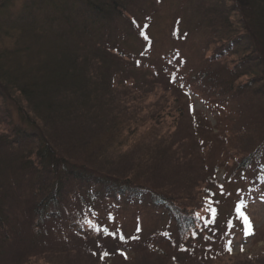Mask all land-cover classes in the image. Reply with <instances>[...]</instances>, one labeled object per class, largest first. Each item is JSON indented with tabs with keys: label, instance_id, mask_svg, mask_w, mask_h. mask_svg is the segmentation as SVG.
Wrapping results in <instances>:
<instances>
[{
	"label": "trees",
	"instance_id": "trees-1",
	"mask_svg": "<svg viewBox=\"0 0 264 264\" xmlns=\"http://www.w3.org/2000/svg\"><path fill=\"white\" fill-rule=\"evenodd\" d=\"M127 1L0 0V43L11 42L0 50V145L20 154L21 182L27 185L24 193L31 208L23 220L35 233L59 235L61 230L65 236L73 227L70 221L80 218L89 239V230L104 215L136 212L139 220L157 218L158 227L145 236L140 225L128 242L121 241L122 233L112 234L111 243H99L106 245L100 251L104 260L121 245H136L146 255L154 249L166 254L161 242L187 260H222L232 253L231 245H215L213 235L175 198L174 184L164 173L172 159L190 163L199 158V150L214 151L230 168L227 182L239 179L247 186L239 198L242 207L248 198L264 195V0H198L207 29L198 48L202 65L193 68L192 62L183 75L187 59L174 52L153 66L152 87L183 84L215 117V126L201 115L191 117L188 139L195 147L184 158L171 143L173 135L154 134L160 123L155 115L144 121L139 105L123 102L132 92L112 89L105 59L115 56L120 64L123 53L104 47L108 55L103 62L85 54L94 40L119 28ZM129 22L128 28L143 36L140 26ZM125 77L119 85L131 82ZM133 149L149 151L126 165L125 152ZM205 180L209 183L202 181V188L218 189L215 179ZM2 199L0 195L4 242L10 227ZM235 216L231 213L227 224ZM19 257V264H41L39 258ZM246 263L259 264L256 258Z\"/></svg>",
	"mask_w": 264,
	"mask_h": 264
},
{
	"label": "rangeland",
	"instance_id": "rangeland-1",
	"mask_svg": "<svg viewBox=\"0 0 264 264\" xmlns=\"http://www.w3.org/2000/svg\"><path fill=\"white\" fill-rule=\"evenodd\" d=\"M16 3L20 6L22 1ZM198 4V0H129L125 5L126 11L123 16L125 19L121 18L116 23V27L119 28L113 29L104 38L94 40L85 51L87 57L91 55L93 61L100 62L104 61L102 57L108 55L107 50L113 53V49H118L123 53L120 64L115 63L117 57L113 54H110L113 58L105 59L104 65L110 72L109 75L112 74V89L118 90L117 87L120 86L119 94L124 91L132 92L133 96L125 97L123 102L131 106L139 105L140 117L144 121L155 115L160 123L154 134L159 137L165 135L168 139L173 135L171 143L181 157L190 156L195 147V142L188 139V128L192 121L198 120L197 116L201 115L215 126V117L205 102L189 93L183 84L162 83L152 87L151 79L155 73L153 66L160 64L163 58L166 59L168 55L170 57L174 52H179L180 56L187 59L189 66L185 68L186 72L183 70L180 72L183 75L192 69V62L193 68L202 65V56L198 48L207 37V29L204 27V17ZM129 19L140 26L139 33L143 36L128 28ZM3 41L5 43H0V50L11 44L9 40ZM104 47L108 49L105 51ZM125 70L128 72L122 75V71ZM126 75L130 78L127 81L131 82H126L125 86L119 85V80L122 78L126 80ZM135 82L137 84H134ZM139 86L143 89H137ZM244 147L247 148L245 145ZM148 151L128 150L125 152L127 155L124 159L125 164H131V160L139 156H147L145 154ZM200 151L199 158L190 163L172 159L164 175L174 184L172 191L175 198L201 221L206 234L213 235L215 245H231L232 253L227 258L219 261L214 258L206 259L204 263H198L197 260H187L186 255H176L173 247L161 242L159 245L166 254L157 253V249H154L150 255H146L137 252L136 245L126 247L121 245L118 252L111 254V257L106 256L107 260H104L100 251L105 244L99 243L101 241L111 243L112 234L122 233L125 240L121 241L128 242L140 225L141 233L145 236L152 235L156 226L158 227L157 218L143 216V219L139 220L136 212L114 214V217L111 214L104 215L105 219L101 222L98 220L96 228L89 230V239L80 218L70 221V226L73 227H70L68 235L74 232V237L61 235V230L58 231L59 235L43 231L35 233L26 227L23 220L24 213H28L31 208L24 193L27 185L21 182L20 154L16 150H8L0 145V195L3 196L1 203L6 208L10 227L9 235L5 237L4 242L0 240V264H19V255L25 259L31 256L34 261L39 258L38 262L41 264H247L246 262L252 258H256L257 263L264 264V195L259 194L255 201L248 198L246 206L242 207L239 198L240 196L243 198L248 191L247 186L241 185L239 179L228 183L226 176L230 168L223 166L222 157L214 151L209 154H200ZM228 164H233L232 158ZM209 178L215 179V183L222 187L202 188L201 182H207L205 179ZM178 195L181 197L183 195L186 199H180ZM237 207L243 210L251 222L252 232L249 235H245L243 220L241 218L237 220ZM211 209H215L214 216ZM231 213L237 216L234 223L229 225L226 219ZM97 233H102L103 236L99 235L98 239Z\"/></svg>",
	"mask_w": 264,
	"mask_h": 264
},
{
	"label": "snow or ice",
	"instance_id": "snow-or-ice-1",
	"mask_svg": "<svg viewBox=\"0 0 264 264\" xmlns=\"http://www.w3.org/2000/svg\"><path fill=\"white\" fill-rule=\"evenodd\" d=\"M222 187V186H221ZM223 194V192L221 193ZM212 212V215H215V209L210 210ZM237 212L239 214V217L243 220V223L245 225V235L251 234V222L249 218L240 210V207H237ZM199 215V214H197ZM230 250V248H229Z\"/></svg>",
	"mask_w": 264,
	"mask_h": 264
}]
</instances>
